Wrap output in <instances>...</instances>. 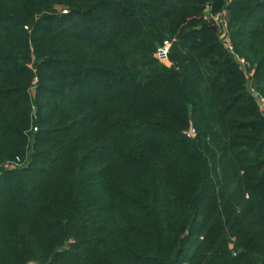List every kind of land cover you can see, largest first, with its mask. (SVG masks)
I'll list each match as a JSON object with an SVG mask.
<instances>
[{
	"label": "trees",
	"instance_id": "trees-1",
	"mask_svg": "<svg viewBox=\"0 0 264 264\" xmlns=\"http://www.w3.org/2000/svg\"><path fill=\"white\" fill-rule=\"evenodd\" d=\"M0 264H264V0H0Z\"/></svg>",
	"mask_w": 264,
	"mask_h": 264
},
{
	"label": "built area",
	"instance_id": "built-area-1",
	"mask_svg": "<svg viewBox=\"0 0 264 264\" xmlns=\"http://www.w3.org/2000/svg\"><path fill=\"white\" fill-rule=\"evenodd\" d=\"M64 11H65V10H64ZM212 17H213V19H214L215 21H221V19H222V17H220V14L213 15ZM223 26H224V31L226 32V34L224 33V35H225V40L228 41V36H227V23H226L225 20H223ZM169 46H170V42H169V41H166L164 47H162V48L159 50L158 55H159V54H160V55H163V56L166 58V57H167V52H168ZM229 48L232 49V45H231V44H229ZM242 61H243V60H242ZM186 132H187V134L192 135V134H194L195 130H194V128H191V129H189V130L186 131ZM18 160H19V158H17V161H18ZM14 165H16V161L8 162V163L5 164L6 167H9V166L11 167V166H14Z\"/></svg>",
	"mask_w": 264,
	"mask_h": 264
},
{
	"label": "rangeland",
	"instance_id": "rangeland-1",
	"mask_svg": "<svg viewBox=\"0 0 264 264\" xmlns=\"http://www.w3.org/2000/svg\"><path fill=\"white\" fill-rule=\"evenodd\" d=\"M224 13V12H219V13H217V14H220V17H222V14ZM217 14H215V15H217ZM227 23V22H226ZM224 33L226 34V32L224 31L223 32V35H224ZM159 56V58L161 59V60H163V61H165V62H168V59H167V57L165 58L163 55H158Z\"/></svg>",
	"mask_w": 264,
	"mask_h": 264
},
{
	"label": "water",
	"instance_id": "water-1",
	"mask_svg": "<svg viewBox=\"0 0 264 264\" xmlns=\"http://www.w3.org/2000/svg\"><path fill=\"white\" fill-rule=\"evenodd\" d=\"M215 27V26H214Z\"/></svg>",
	"mask_w": 264,
	"mask_h": 264
}]
</instances>
